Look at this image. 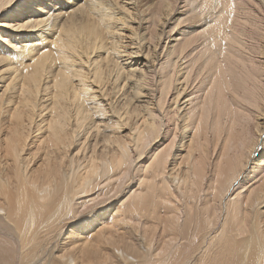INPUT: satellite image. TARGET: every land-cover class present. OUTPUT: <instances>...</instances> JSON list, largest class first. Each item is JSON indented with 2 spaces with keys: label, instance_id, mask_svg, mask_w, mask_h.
Returning <instances> with one entry per match:
<instances>
[{
  "label": "bare ground",
  "instance_id": "obj_1",
  "mask_svg": "<svg viewBox=\"0 0 264 264\" xmlns=\"http://www.w3.org/2000/svg\"><path fill=\"white\" fill-rule=\"evenodd\" d=\"M0 264H264V0H0Z\"/></svg>",
  "mask_w": 264,
  "mask_h": 264
},
{
  "label": "rangeland",
  "instance_id": "obj_2",
  "mask_svg": "<svg viewBox=\"0 0 264 264\" xmlns=\"http://www.w3.org/2000/svg\"><path fill=\"white\" fill-rule=\"evenodd\" d=\"M149 5V4H148ZM152 148H155V146H153ZM151 151V149H149L147 152H150ZM262 153H263V151H262V149H261V147L258 149V153H257V155H255L256 157L255 158H259V157H261V155H262Z\"/></svg>",
  "mask_w": 264,
  "mask_h": 264
}]
</instances>
